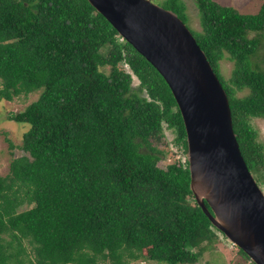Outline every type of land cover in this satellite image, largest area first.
Here are the masks:
<instances>
[{"label": "trees", "instance_id": "16d2710c", "mask_svg": "<svg viewBox=\"0 0 264 264\" xmlns=\"http://www.w3.org/2000/svg\"><path fill=\"white\" fill-rule=\"evenodd\" d=\"M193 1L200 31L191 33L227 94L248 170L264 185V146L249 123L264 120V2L244 15ZM164 9L185 24L180 0ZM223 59L233 64L227 81ZM35 92L8 117L29 129L27 156L0 177V264H196L219 232L194 201L186 160L163 169L154 145L167 130L186 152L181 114L159 73L86 0H0V102Z\"/></svg>", "mask_w": 264, "mask_h": 264}, {"label": "water", "instance_id": "95a60500", "mask_svg": "<svg viewBox=\"0 0 264 264\" xmlns=\"http://www.w3.org/2000/svg\"><path fill=\"white\" fill-rule=\"evenodd\" d=\"M86 1L170 89L197 206L228 243L264 264V192L240 152L227 94L191 31L151 0Z\"/></svg>", "mask_w": 264, "mask_h": 264}, {"label": "rangeland", "instance_id": "374dc122", "mask_svg": "<svg viewBox=\"0 0 264 264\" xmlns=\"http://www.w3.org/2000/svg\"><path fill=\"white\" fill-rule=\"evenodd\" d=\"M167 0H151L157 6L165 7ZM185 7L186 20L185 25L191 32L200 31L199 13L193 0H180ZM218 4L223 6H229L235 8L239 13L256 14L260 10L264 0H214ZM264 57V51L259 54ZM257 59H253L255 62ZM257 63H260L257 60ZM260 69L264 70V63L259 65ZM233 71V64L227 59H223L220 62V73L222 78L227 81L231 77ZM138 81L134 79L133 86H136ZM40 95V92L29 94L28 96L21 95L14 98L11 102H0V177H5L9 173V164L13 158H19L27 156L21 149L22 139L24 134L28 131L29 125L14 123L8 120V117L12 114L22 112L27 106L35 102ZM246 93L236 95L242 97ZM250 125L257 133V141L264 146V120L263 119H251ZM164 137L159 143L154 144L158 149L165 153V157L159 162V167L166 168L169 163L174 161L185 160L186 152L174 143V134L170 131H164ZM7 140L10 141L14 148L11 150L8 147ZM254 178L257 179L255 175ZM255 179V180H256ZM264 179V174H263ZM264 192V185H259ZM27 206H23L20 210H26ZM217 238L209 244L203 243L199 249H201V256L196 264H251L249 260L241 256L238 249L228 243L226 239L219 233L216 234ZM196 249L195 251H199ZM130 264H155L143 258L141 260L131 262Z\"/></svg>", "mask_w": 264, "mask_h": 264}]
</instances>
